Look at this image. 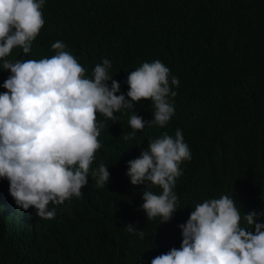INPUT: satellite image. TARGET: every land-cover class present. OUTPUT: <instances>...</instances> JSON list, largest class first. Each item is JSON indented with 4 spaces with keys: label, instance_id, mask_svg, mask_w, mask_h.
I'll list each match as a JSON object with an SVG mask.
<instances>
[{
    "label": "trees",
    "instance_id": "trees-1",
    "mask_svg": "<svg viewBox=\"0 0 264 264\" xmlns=\"http://www.w3.org/2000/svg\"><path fill=\"white\" fill-rule=\"evenodd\" d=\"M42 11L45 24L32 51L15 48L9 59L50 57L59 40L88 76L109 59L121 92L131 71L156 59L180 85L164 128L146 125L125 139L132 129L117 124L105 137L91 167L104 163L111 175L95 201L73 197L56 206L55 218L37 219L34 208L15 204L8 180L0 179V264H150L180 247L179 225L204 199L227 193L242 214L264 210V0H47ZM9 74L0 69V85ZM135 112L151 120L155 109L142 98L117 114ZM178 128L191 151L174 188L183 208L159 224L140 208L143 186L131 185L127 161ZM128 223L144 239L129 233Z\"/></svg>",
    "mask_w": 264,
    "mask_h": 264
},
{
    "label": "clouds",
    "instance_id": "clouds-1",
    "mask_svg": "<svg viewBox=\"0 0 264 264\" xmlns=\"http://www.w3.org/2000/svg\"><path fill=\"white\" fill-rule=\"evenodd\" d=\"M46 3L0 0V69L10 71L0 85L6 89L0 92V179L8 180L19 208H34L37 219L49 220L55 218L56 206L86 195L91 203L109 184V167L91 166L117 124H129L132 132L125 137L129 139L146 125L164 128L169 123L180 80L161 60L145 61L128 74L124 93L110 74L109 59L96 64L88 76L59 40L51 45L55 54L50 57L9 59L15 48L24 54L32 51L45 24ZM142 98L151 101L153 119L145 120L136 112L130 118L117 114L134 108ZM190 159L189 145L178 128L174 136L164 132L151 140L137 158L127 161L131 185L143 186L140 208L148 220L169 222L183 208L174 188L183 174L180 165ZM153 187L161 191L156 193ZM192 207L187 221L179 225L180 247L155 256L150 264H264L260 219L264 210L242 214L234 196L227 193ZM126 230L145 237L134 223H128Z\"/></svg>",
    "mask_w": 264,
    "mask_h": 264
}]
</instances>
